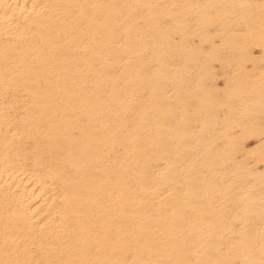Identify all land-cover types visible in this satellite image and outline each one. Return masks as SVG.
Listing matches in <instances>:
<instances>
[{
  "label": "bare ground",
  "instance_id": "bare-ground-1",
  "mask_svg": "<svg viewBox=\"0 0 264 264\" xmlns=\"http://www.w3.org/2000/svg\"><path fill=\"white\" fill-rule=\"evenodd\" d=\"M0 264H264V0H0Z\"/></svg>",
  "mask_w": 264,
  "mask_h": 264
}]
</instances>
